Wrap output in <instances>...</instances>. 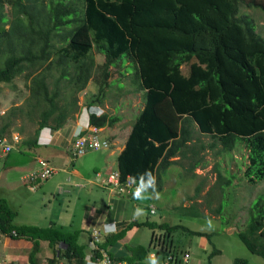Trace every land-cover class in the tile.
I'll list each match as a JSON object with an SVG mask.
<instances>
[{"label": "trees", "instance_id": "trees-1", "mask_svg": "<svg viewBox=\"0 0 264 264\" xmlns=\"http://www.w3.org/2000/svg\"><path fill=\"white\" fill-rule=\"evenodd\" d=\"M27 1L31 6L9 20L2 11L5 1L0 0V81L10 82L25 69L32 74L37 71L29 77L31 97L18 110L38 112L39 127L50 119L58 124L67 115L75 101L62 100L59 83L73 86V92L84 89L94 73L95 51L103 56L98 67L104 75L95 78L94 96L103 93L108 68L117 65L122 67L121 76L130 70L132 91L142 93L143 108L116 158L121 181L129 176L137 186L147 185L150 176L146 171H151L159 185L160 175L174 163L170 158L175 154L194 152L196 156L208 148L224 157L237 143L248 156L243 172L246 180L251 184L264 180V32L253 18L258 12L264 16V0ZM37 7H41L37 13L29 11ZM182 64L189 65L187 72L181 71ZM51 68L59 74L52 90L47 88ZM13 114L11 110L8 116ZM115 120L105 114L91 116L95 126L111 125ZM194 123L210 141L196 138L190 145ZM22 144L30 150L36 148L34 137ZM219 162L215 166L218 182L225 170ZM199 163L200 159H195L188 171L193 173ZM50 165L55 173L56 167ZM223 183L228 187L232 181ZM258 195L250 200L247 215L245 207L240 211L247 220L244 228H238V237L252 254L264 258V198ZM225 203L221 191L217 214ZM146 207L150 212V204ZM200 214L197 209L190 212L192 216ZM16 215L17 211L0 199V233L31 242L29 264H38L42 242H47L54 258L65 259L64 264H85L87 244L79 242L81 231H65L54 224H17ZM177 221L134 219L108 233L98 246L107 252L110 264H151V250L159 264H189L190 250L174 245L173 239L166 242L163 233L188 230L206 237L210 244L213 233L194 231ZM135 226L151 229L147 246L129 243L127 231ZM221 252L213 245L205 264H214L212 256H221ZM97 257H101L99 250L94 252V259ZM234 262L247 264L246 259Z\"/></svg>", "mask_w": 264, "mask_h": 264}, {"label": "rangeland", "instance_id": "rangeland-1", "mask_svg": "<svg viewBox=\"0 0 264 264\" xmlns=\"http://www.w3.org/2000/svg\"><path fill=\"white\" fill-rule=\"evenodd\" d=\"M5 6L6 7L4 9V12L6 17L9 20H13L14 15L12 14L11 6ZM258 14L259 16L255 13L253 15V18L255 19L257 28L260 31L264 32V16L260 12H258ZM92 55L94 61L93 76L103 77L104 74L101 73L102 69L98 67L101 66L103 56L95 51H92ZM188 66V64H184L182 70L184 72L187 71ZM120 70H122V67L119 65L110 67V70L108 68V71H110L107 79L108 84H104L107 96H105L104 90L103 93L97 95L109 99V101H107L109 102V115L120 116L121 119L123 118L125 120L124 122H122V126L119 125L115 127L116 131H114L122 134L113 136L116 140L111 139V141L113 140L114 143L118 142L119 139L121 140V142H124L126 133L131 127L130 122L135 117V111L139 110L143 105L141 92H134L131 89L132 87H130V81L132 80L130 74L128 73L130 72V70L127 71V75L125 76H121L119 74ZM36 73L37 71L32 74V72L30 73L28 69H25L24 72L15 76L10 82L0 81V113L10 112L15 107H25L26 100L31 97L29 77L31 75H35ZM47 75V88L52 90L54 83L59 77L58 71L51 68ZM118 78H122V80L118 82ZM112 80H117L116 84H114ZM115 85L117 86V89L115 88ZM128 88L130 90L129 93H127ZM74 89L75 88L73 86L66 85L65 82L60 81L59 92L62 96V100L68 101L70 100L71 96H75L76 94L73 93ZM84 90L87 92V94H84V98L96 97L93 95L97 92L94 79L89 80L85 89L77 93L76 96L78 97V99L80 98V94H83L82 92H84ZM121 94L124 95L121 96L120 99L122 100L119 101V95ZM109 96H112V99H110ZM84 102H86V100ZM71 105L72 104H70V106ZM74 107L76 109L75 105H73V108ZM130 111H132L133 113H130ZM38 119V116H32L31 118L30 114H27L25 112L24 114H21L20 131L24 132L26 138L34 137V131L38 127ZM116 122H114V124ZM192 130V141L190 142V145L196 140V138L202 137L204 141H210V137L206 134L201 135L196 126H194ZM236 145L238 146L239 143H237ZM38 148L45 151L49 149V146ZM242 149L244 150V146L239 145L234 150L233 156L235 155V161L232 160V152L230 151H227L226 156L224 157L215 155V151L209 150L207 152L205 149L199 151L196 156H194V152H192L191 154H189L188 152L189 155L184 156L175 154L170 158L172 161H174V163L168 165L164 173L160 175L161 179L159 185L156 184V186H158L157 191L160 193V198L156 199L155 197H153L145 200H137L133 199L132 197L133 201H136L138 203L136 210L140 208L146 210V205L150 204V208L155 206V209L157 210L156 214H149V218L153 221L175 223L178 222L177 220H179L182 225L194 231L196 230L201 232L213 233L211 235L212 244L209 243L206 237L195 236L193 233H189L188 230L179 229L173 232V234L163 233L165 235L164 239L166 240V242L170 243L171 239H173L174 245L176 244V246H179L182 249H189V253L193 258L202 257V261L204 264L206 261H208L207 256L210 254L213 245L216 248L222 250L221 256H212L213 260L215 261L214 264H235L234 259L236 258L241 260L246 259L247 264H264V258L256 254H252L243 245L238 237V228H244L246 224V215L249 213V208L252 205H250V200L257 194H259L258 196H262L264 198V180L260 181L259 183L251 184L243 175L245 166L249 162L246 158L247 152L242 151ZM16 156L18 158H21V153H17ZM81 159L84 163L91 161V164L87 165V171H89L91 175H93L94 167L100 169L105 165V150H87L77 157V162H80ZM195 159H200L199 165L203 166L195 167L192 171L193 173H191V170L188 171L189 166ZM217 161H220V169L222 171L225 169L223 171L222 181L219 182L217 173L215 171ZM78 165L79 164L77 163V167ZM227 179L232 181V184L228 187H225L223 185V182H225ZM42 181L44 180H40L39 182ZM178 190H180V194L176 198H174L173 195H176L178 193ZM1 191L2 189H0V192ZM152 191V188H148L149 193H151ZM221 191L224 192V198L227 205H224L220 214H217L215 209L220 203ZM100 192L102 193L101 195L97 194L96 191L93 190L90 191V194H93L95 196L97 195V202L99 205L101 204L104 209V198L106 197L107 191ZM6 198L9 202V206L18 212V217H15L14 219L15 223H30L34 225L45 226V222L48 221V217L44 216L40 212H37L41 209L37 206V204L31 201L24 203L21 202L19 200V198L21 197L16 194V190L8 191L6 194ZM141 202L144 204V206H141ZM242 207H245L244 209L246 215H243L240 212ZM196 209L202 214L196 217H188L190 215V212ZM82 210L83 203L79 202L78 205H74L73 221L75 225H78L81 222ZM68 212H65L67 217L69 216ZM147 215L148 209L143 212L142 215L136 218L133 217V219L140 220ZM209 220L211 221V228L208 227L207 222ZM229 228H231L230 233H228L227 230ZM234 228H237V231ZM150 231L151 229L149 227H141V238L139 242L144 246L148 245ZM3 237L13 240L5 235H0V264H29L27 262L29 250L27 248L18 249L17 246L13 243L15 241L9 242L10 245L5 248L4 245L1 244L3 242ZM79 238L80 241H82L84 238H86V236L84 234H81ZM133 242L135 241L131 237L129 239V243ZM197 242H200L201 245L198 246ZM85 243L88 244L89 242L85 241ZM44 246L45 247H42V250L39 252L38 264H64L66 262L65 259L54 258L52 250L49 249L46 244H44ZM3 250L4 255H2ZM160 252L162 255H164V249L160 248ZM17 254L18 256H16ZM52 258L53 262L51 263L50 260Z\"/></svg>", "mask_w": 264, "mask_h": 264}, {"label": "crops", "instance_id": "crops-1", "mask_svg": "<svg viewBox=\"0 0 264 264\" xmlns=\"http://www.w3.org/2000/svg\"><path fill=\"white\" fill-rule=\"evenodd\" d=\"M129 91L130 90H128L127 93H129ZM123 95L124 94L119 95V101L122 100L120 98ZM15 109L16 110H13L14 114L10 116H8V112L0 113V133L2 131L16 129L24 134V132L20 131L21 114H24V112L18 110V107H15ZM74 110L75 107L73 108V106H71L69 108L68 116H65L61 120V122L56 125V127L54 126L56 130L53 131L52 139L50 140L52 144L49 145L48 150L44 151L38 148L48 147V145H38L36 146V148L30 150L25 145L23 146V144H21V141L20 143L15 144L14 148L8 154H0V189H2V191L0 192V199H4L7 203H9L6 198L7 192L16 190V194L21 197L19 198L21 202L24 203L31 201L37 204L39 208H41L37 212H40L44 216L48 217V221L45 222V226L54 224L69 232H72L74 230H81L79 236H81V234H84L86 238H84L82 241H80L79 238V242L84 243L85 241L90 240L91 234L94 229L100 230V232L102 233L101 236L105 238V233L111 230L112 226L115 227V231L124 227L125 224L131 221L130 219H133L138 205L136 201L131 200L128 196L118 195L111 186L104 185L101 182L97 181L98 175L104 177L108 172L117 170L116 158L125 146L128 132L126 133L124 142H121V140L119 139L118 142L114 143V141H112L109 146L101 147L97 150L88 149L94 151L104 149L106 156V159L104 160V167L100 169L94 167V174L91 175V173L87 171V165H90L91 161L84 163L81 159L80 162H77V157L79 155H75L72 150V142L74 140V137L76 136V131L78 128L84 125V120L81 121L78 117H74ZM137 112L138 111H136V114ZM130 113L133 112L130 111ZM30 116L31 118L32 116H38V121H40L38 112L30 114ZM53 123H55L54 120ZM191 126L192 128L194 126L197 127L195 123ZM115 127L116 126H113L111 128H109V126L100 127L98 134L107 139V137H109V131H114ZM115 131L113 132V134L115 135L122 134ZM236 148L237 146L234 147L232 156ZM205 150L207 152L209 151L208 148H205ZM17 153H21V158H18L16 156ZM75 153L78 154L77 152ZM189 154H191V152H189ZM189 154L187 152L186 155ZM233 157L235 158V155ZM39 158L48 159L51 164L56 167V172L47 179H44V181L42 182H39L40 180H37L35 183L25 182L22 177L30 170L39 168ZM77 163L79 164L78 167ZM198 166L203 165H196V167ZM93 190L96 191V193L99 195L102 194L100 191H107L106 197L104 198V209L101 204H98L97 195L95 196L93 194H90V191ZM179 194L180 190H178V193L176 195H173V197L176 198ZM130 197L132 198L133 195H131ZM79 202L83 203L81 222L80 224L75 225L73 221V207L74 205H78ZM146 210H144L143 212H145ZM64 211H69L68 217L66 216ZM156 212L157 211L155 209V214ZM149 214L153 213H150L148 211V215L141 219L144 220L145 218H149ZM17 217L18 212L16 218ZM188 217L196 216L189 215ZM228 233H230V231H228ZM0 235L3 236L2 234ZM127 236L129 237V239L132 237L135 242L141 244L139 242L141 238V229H137L136 226L127 231ZM11 241L14 240L3 237V242L1 244H3L6 248L8 245H10L9 242ZM13 243L17 246L18 249H29V247L31 246V242L25 239H16ZM43 243L44 242L41 243L40 251L42 250V247H45L44 244H46L47 247L51 249L48 246L47 242H45L44 244ZM88 244L85 248V256H89L92 253V249L91 247H88ZM197 245L200 246L201 243L197 242ZM2 255H4V250L2 252ZM16 256H18V254ZM202 263V257L193 258L192 255L190 256L189 264Z\"/></svg>", "mask_w": 264, "mask_h": 264}, {"label": "clouds", "instance_id": "clouds-1", "mask_svg": "<svg viewBox=\"0 0 264 264\" xmlns=\"http://www.w3.org/2000/svg\"><path fill=\"white\" fill-rule=\"evenodd\" d=\"M5 1V4L3 5V8H2V11L4 12V9H5V5H10L11 6V9H12V14L13 15H16V14H22V13H19V11H21L23 8H27V7H29V6H31V4H29L28 3V1L27 0H17L16 2L14 1V3H13V5H11V4H9L8 3V0H4ZM46 4H47V2H48V0H43ZM39 8H41V7H37V8H29V11L30 12H33L34 14L35 13H37V9H39ZM47 10H48V6H47ZM46 11V10H45ZM4 14H5V12H4ZM15 17V16H14ZM7 24V23H6ZM8 25V24H7ZM193 61V60H192ZM183 65L184 64H182L181 65V71L182 72H184L183 70H182V67H183ZM187 71H188V69H187ZM187 71H185V72H187ZM95 78H96V76L94 77L93 76V74H92V76L89 78V80H91V79H94V81H95ZM3 82H5V81H3ZM112 82L114 83V84H116V82H117V80H112ZM88 84V83H87ZM87 84H86V86H87ZM105 84H108V82H107V79H106V83ZM85 86V87H86ZM115 88L117 89V86L115 85ZM85 89V88H84ZM83 90V89H82ZM128 90H129V88H128ZM79 91H81V90H76L75 92H73V93H75L76 95H77V93H79ZM83 94H80V98L78 99V97L75 95V96H71L70 97V100H74L75 102H73V103H71L72 105L71 106H73V105H75L76 106V109L73 111L74 112V117H78L81 121L82 120H84V125H82L80 128H78L77 129V131H76V136L74 137V140H73V142H72V150H73V152H74V149H73V147H74V142H75V140H76V138L78 137V136H85V135H87L88 134V132L89 133H92V132H94V128H96V133H98V131H99V129H100V127H103V126H109V128H111V127H113V126H122V122H124L125 120L122 118L121 119V117L120 116H114L115 118H116V120H115V124L113 123V124H111V125H109V124H104L103 126H95V124H92L91 123V116H94V117H97V118H100L101 116H103L104 114L106 115V116H113V115H109V102H107V101H109V99H106V97L104 98V97H102V96H96V97H91V98H89V97H87V98H84L83 96H84V94H87V92L84 90V92H82ZM104 93H105V96H107V94H106V92H105V88H104ZM141 95H142V93H141ZM112 96H109V98L110 99H112L111 98ZM86 100V102H84ZM143 101V100H142ZM70 106V107H71ZM69 107V108H70ZM69 108L67 109V115L66 116H68V114H69ZM143 108V105L140 107V109L139 110H136V111H138L137 112V114H136V111H135V113L134 114H136V116L134 117V119L130 122L131 123V127L129 128V130H128V134H127V137H128V135H129V133H130V131H131V129H132V126H133V124H134V122L136 121V118H137V115L140 113V111H141V109ZM14 110H16V109H14ZM13 111V110H12ZM11 112V111H10ZM8 115H9V112H8ZM130 119H132V118H130ZM126 120H128V119H126ZM121 121V122H120ZM106 123H107V121H106ZM56 125L57 124H55V123H53V121L50 119L49 121H48V123H46V124H44V125H42L41 127H39V129H38V133H36L35 135H34V138H35V141H36V146H38V145H42V146H49V145H51L52 143L50 142V140L52 139V135H53V131H55L56 130ZM55 126V127H54ZM37 127V128H38ZM113 132L114 131H109V137H107V139L106 138H103V137H101V138H103V139H106L107 141H108V145L107 146H109L110 145V143L113 141H111V139H114L115 137H113V136H115V134H113ZM14 134H16L17 135V137H18V140L17 141H13L12 140V136L14 135ZM127 137H126V139H127ZM3 138H5L7 141H9L12 145H13V148H14V146H15V144H18V143H20L21 141V144L23 143V141L25 140V139H27L26 137H25V134H22L21 132H19L18 130H8V131H2L1 133H0V139H3ZM126 142V141H125ZM106 147V146H105ZM12 148V149H13ZM11 149V150H12ZM10 150V151H11ZM88 150V149H87ZM9 151V152H10ZM86 151V150H85ZM84 151V152H85ZM233 151V150H232ZM232 151H230V152H232ZM9 152H7V153H2L1 151H0V154L1 155H6V154H8ZM83 152V153H84ZM83 153H80V154H83ZM80 154H78V155H80ZM219 157V156H218ZM233 157V156H232ZM248 156H246V158H247ZM231 158V157H230ZM40 159H43V158H39L38 160H40ZM232 159V158H231ZM44 160H47L48 162H49V164L51 163L48 159H44ZM233 161H235V158L233 157V159H232ZM248 160V159H247ZM247 165V164H246ZM41 168V166H39V168L37 169V170H39ZM245 168H246V166H245ZM37 170H30L29 172H31V171H37ZM245 170V169H244ZM29 172H27L26 173V175L29 173ZM110 172H118V169L116 170V171H110ZM109 172V173H110ZM119 174V173H118ZM146 174H148L149 176H150V180H149V182H148V184L147 185H145V184H143V183H141L139 186H137L134 182H133V187L129 190V192L128 193H117L114 189V191L118 194V195H126V196H130V192H131V190H134L133 191V199H137V200H145V199H150V198H153V197H155L156 199H159L160 198V193L157 191V187H156V184H157V182H156V177L152 174V172L151 171H146ZM26 175L25 176H23L22 177V179L25 181V182H28V183H35L37 180H44V179H47V178H43V179H41V178H38V179H36L35 181H33V182H30V181H28L27 180V178H26ZM51 176V175H50ZM49 176V177H50ZM106 176V175H105ZM104 176V177H105ZM101 176L100 175H98V178H97V181L98 182H100L99 181V178H100ZM127 177H129V176H127ZM126 177V178H127ZM131 178V177H130ZM120 180V179H119ZM126 180V179H125ZM124 180V181H125ZM121 181V180H120ZM124 181H121V182H124ZM134 181V180H133ZM103 184V183H102ZM104 185H109V186H111L110 184H104ZM112 187V186H111ZM148 188H152V192L151 193H149L148 192ZM132 200V199H131ZM154 208V211L152 212L151 210ZM150 212L151 213H155V207L153 206V207H151L150 208ZM143 214V210L142 209H137L136 210V212L134 213V218H136V217H139L140 215H142ZM134 220V219H133ZM208 227L209 228H211L212 227V225H211V221L209 220L208 222ZM95 230H97V229H94V231ZM93 231V232H94ZM97 231H99V235H98V240L97 241H95V246L94 247H91V241H93V238H92V235H93V232H92V234H91V238H90V240H88L89 241V244H88V247H91V249H92V253L89 255V256H85V264H110L109 263V255L107 254V252L103 249V248H100L99 246H98V244L100 243V242H102L103 240H104V237L103 236H101V232H100V230H97ZM118 231V230H117ZM110 232H115V227L114 226H112V228H111V230H109V231H107L105 234L107 235L108 233H110ZM15 241V240H14ZM95 250H99V252H100V254H101V257H97V258H95L94 259V252H95ZM151 253H154L155 251L154 250H151L150 251ZM52 253H53V250H52ZM103 253H105L107 256H108V262H106L105 261V257L103 256ZM155 254V253H154ZM152 255V256H150L151 257V264H159V259L158 258H156L155 257V255ZM11 259H12V257H11Z\"/></svg>", "mask_w": 264, "mask_h": 264}, {"label": "built area", "instance_id": "built-area-1", "mask_svg": "<svg viewBox=\"0 0 264 264\" xmlns=\"http://www.w3.org/2000/svg\"><path fill=\"white\" fill-rule=\"evenodd\" d=\"M12 140L15 142L18 140V137L16 134L12 136ZM108 145V141L106 139L101 138V136L96 133V128H94V132L89 133L87 135L78 136L74 142V151L78 154L83 153L87 149H100L101 147H105ZM13 148V145L7 141L5 138L0 139V151L2 153H7ZM39 162L41 163V168L37 171H31L26 175V178L28 181L33 182L38 178H47L49 177L55 169L49 164L47 160L40 159ZM99 181L103 184H110L112 188L117 193H128L129 190L133 187V179L130 177H127L124 182H121L119 180V174L118 172H110L105 177H100ZM154 211V208L151 210ZM99 231L95 230L93 232L92 238L93 241H91V247L95 246V241L98 240ZM155 253V252H154ZM154 253H151L150 256H152ZM155 255V254H154ZM103 256L105 257V261L108 262V256L103 253ZM187 254L184 255V259L187 258ZM110 263V260H109ZM166 264V263H164Z\"/></svg>", "mask_w": 264, "mask_h": 264}, {"label": "water", "instance_id": "water-1", "mask_svg": "<svg viewBox=\"0 0 264 264\" xmlns=\"http://www.w3.org/2000/svg\"><path fill=\"white\" fill-rule=\"evenodd\" d=\"M236 231H237V228H234ZM228 231H230L231 232V229H229Z\"/></svg>", "mask_w": 264, "mask_h": 264}]
</instances>
